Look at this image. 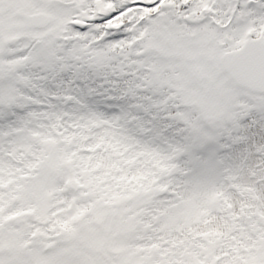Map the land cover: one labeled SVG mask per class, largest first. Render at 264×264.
<instances>
[{"label":"snow or ice","instance_id":"snow-or-ice-1","mask_svg":"<svg viewBox=\"0 0 264 264\" xmlns=\"http://www.w3.org/2000/svg\"><path fill=\"white\" fill-rule=\"evenodd\" d=\"M0 264H264V0H0Z\"/></svg>","mask_w":264,"mask_h":264}]
</instances>
